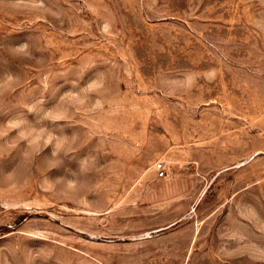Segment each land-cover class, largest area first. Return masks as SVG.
<instances>
[{"label":"rangeland","instance_id":"obj_1","mask_svg":"<svg viewBox=\"0 0 264 264\" xmlns=\"http://www.w3.org/2000/svg\"><path fill=\"white\" fill-rule=\"evenodd\" d=\"M14 116L0 264H264V0H0Z\"/></svg>","mask_w":264,"mask_h":264},{"label":"clouds","instance_id":"obj_2","mask_svg":"<svg viewBox=\"0 0 264 264\" xmlns=\"http://www.w3.org/2000/svg\"><path fill=\"white\" fill-rule=\"evenodd\" d=\"M7 52H8V54L10 56H12L13 58H16V59L19 58L20 53H27V54L33 55V51H32V49L30 47V44L27 41L23 42V43H20V44H17V45L8 46L7 47ZM87 68H84L83 71H85ZM100 78H101V75L99 73V74H97V76L94 79L90 80L83 87L86 88L88 84H91V83H93L94 81H96V80H98ZM47 83H45L44 85L46 86ZM62 95H64V93ZM58 102H59V100L57 101V103ZM54 107H55V104L52 107H50V108L43 109V111L40 113V116L45 118V119H47L51 109L54 108ZM23 121H24V119L22 117H19V116L11 117L8 120H6L5 122L0 123V130H2L4 128H8L9 131H12L14 129L20 128L22 126V122ZM78 139H79V137H78L77 133H74V132L72 134L64 133L63 136L61 137L60 141H58L57 143L52 145L51 156L53 158H56V157H60L61 153L67 154L70 151L77 150L75 148V144L78 141ZM69 141L71 143H69ZM59 163H60V159H52V160H50L51 167L57 166Z\"/></svg>","mask_w":264,"mask_h":264},{"label":"built area","instance_id":"obj_3","mask_svg":"<svg viewBox=\"0 0 264 264\" xmlns=\"http://www.w3.org/2000/svg\"><path fill=\"white\" fill-rule=\"evenodd\" d=\"M153 167L155 169L156 177H158V178H166L167 177V170H166L165 164L162 160L155 161Z\"/></svg>","mask_w":264,"mask_h":264}]
</instances>
